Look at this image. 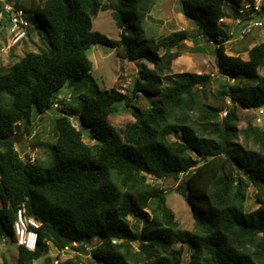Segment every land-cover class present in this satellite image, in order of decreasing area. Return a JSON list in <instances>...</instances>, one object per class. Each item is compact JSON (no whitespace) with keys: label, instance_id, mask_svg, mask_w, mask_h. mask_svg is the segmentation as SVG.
Listing matches in <instances>:
<instances>
[{"label":"trees","instance_id":"obj_1","mask_svg":"<svg viewBox=\"0 0 264 264\" xmlns=\"http://www.w3.org/2000/svg\"><path fill=\"white\" fill-rule=\"evenodd\" d=\"M154 2L44 0L36 14L50 46L0 64V230L17 243L14 226L23 204L42 223L35 250L17 243L19 264H36L50 242L83 253L93 240V264H184L187 252L191 264H264V124L248 118L239 125L241 108L264 106V41L249 49L248 59L227 52L235 35L221 19L236 17L243 0H181L205 41L196 40L195 51L207 53L213 43L216 74L226 79L212 91L215 73L174 72L187 31L160 39L145 33ZM101 10H111L119 39L94 30ZM95 43L154 67L139 65L129 95L115 87L87 88L94 65L87 50ZM245 79L253 84L243 85ZM65 86L74 89L80 108L60 96ZM140 94L151 106L135 103ZM119 102L134 116L121 131L109 122ZM55 104L63 114L56 116L51 157L32 161L15 137L20 127L34 130V107L45 113ZM85 129L93 144L85 141ZM241 135L254 147L238 142ZM149 176L178 182L194 229L181 227L165 189ZM251 185L260 204L248 211ZM60 264L92 263L76 254Z\"/></svg>","mask_w":264,"mask_h":264},{"label":"rangeland","instance_id":"obj_2","mask_svg":"<svg viewBox=\"0 0 264 264\" xmlns=\"http://www.w3.org/2000/svg\"><path fill=\"white\" fill-rule=\"evenodd\" d=\"M16 4L18 7L24 8L32 24L31 35L19 46L8 48L5 46L6 37L2 34L0 43V56L5 55V59L0 64H12L22 59L26 53L30 51H38L40 48H48L50 46L49 37L45 29L41 26L37 11L43 4L44 0H9ZM264 2V0H258ZM228 23V22H226ZM94 30L100 31L110 38H120V28L117 26L113 18L111 10H101L97 17L93 20ZM232 28L233 23L230 24ZM145 33L147 35H154L156 38H163L170 33L178 30H185L188 33V39L185 40L180 48L182 55L179 56L173 64L174 72L190 71V72H215L214 81L212 83V91H217L221 83L225 82V78L216 74L217 64L216 57L208 49L207 53L197 52L194 46L197 45L196 40L200 41L201 45L204 44V39L199 36V29L190 18H188L182 11L181 0H155L152 6L147 22L145 23ZM4 42H3V41ZM264 41V27L255 28L251 33L246 34L244 37L239 35V30L235 36L228 41L225 46L229 54H238L244 58H248L249 49L260 42ZM210 48L214 47L212 43ZM87 54L93 61V69L91 71V79L85 81L87 88L95 89L99 86L101 89L118 88L122 92L130 94L133 80L139 74V65L147 63L150 67H154L152 63L146 61H129L119 56L116 49L103 44L95 43L87 50ZM264 75V65L260 70ZM243 85L253 84V80L245 79ZM74 93V94H73ZM70 94V96H69ZM75 91L72 87L65 86L60 93V96H66V102L73 108H80L79 102L75 100ZM210 98L214 96L209 92ZM135 103L142 107L151 106V100L146 96L140 94ZM119 111L109 117L111 125L120 131L125 125L134 120V116L123 103H118ZM61 106V105H60ZM78 115V113H77ZM222 117L226 116L224 112ZM242 121L240 127H245L248 118L254 120L256 113L254 110L248 111L244 107L241 108ZM33 127L31 132L25 128H19L15 137L17 148L22 155H33L37 159L48 161L51 157V145L57 140V130L55 128L56 116L51 113H41L36 107L32 110ZM76 117H72L76 126H80ZM257 124V120L255 121ZM264 124V122H262ZM260 123V124H262ZM262 124V125H263ZM33 131L35 132L32 137ZM85 141L93 144L95 141L91 139L89 133L85 135ZM238 142L244 144L247 148H252V143H247L242 135L237 139ZM149 181L161 185L166 191L167 204L175 212L176 218L180 220L181 227L186 229H194L195 220L193 218L192 209L186 199L177 190L178 182L172 178L163 180L149 176ZM247 207L248 211L254 210L259 206L257 200V190L251 185L249 188ZM1 205V201H0ZM136 225L141 226V221H133ZM0 264H19L18 242H14L10 236L0 230ZM89 245L96 246V240ZM188 247L186 252L188 251ZM58 247L50 242L49 250L45 256L36 261V264H52L53 260L60 257L61 260L73 257L76 254L80 255L84 260L89 263H95L85 252L67 247L61 255H59Z\"/></svg>","mask_w":264,"mask_h":264},{"label":"built area","instance_id":"obj_3","mask_svg":"<svg viewBox=\"0 0 264 264\" xmlns=\"http://www.w3.org/2000/svg\"><path fill=\"white\" fill-rule=\"evenodd\" d=\"M263 5L264 2L262 1L243 0L239 6L236 17H226L221 20L230 24L233 23V26L230 29V34L235 35L239 27V35L244 37L246 34L251 33L255 28L264 27ZM0 27L6 30L9 36L8 43L5 48H14L24 43V41L29 37V31L32 24L24 8L18 7L9 0H0ZM55 105L60 107L59 104ZM254 111L256 113L255 119L257 122L259 124L264 122V106L257 108ZM227 112L228 111L225 110L224 114L226 115ZM35 132L33 131L32 136H34ZM30 158L32 161L36 159L33 155H30ZM41 225L42 223L35 216L28 214L27 209L23 204V206H21L17 211V219L14 226L18 244L23 245L29 250H35L39 238L38 229ZM74 246L78 247L80 245L75 242ZM83 247L85 248L87 255L93 259L91 252L94 246L86 243ZM58 250L60 253L59 255L65 251V249L59 248ZM184 258V264H191L190 253H185ZM60 262L61 258L57 257L53 260L52 264H60Z\"/></svg>","mask_w":264,"mask_h":264},{"label":"water","instance_id":"obj_4","mask_svg":"<svg viewBox=\"0 0 264 264\" xmlns=\"http://www.w3.org/2000/svg\"><path fill=\"white\" fill-rule=\"evenodd\" d=\"M47 112H48V113H51V114H53V115H60V114H63V111H61L56 105H53V106H51L50 108H48V109H47ZM78 119H79V118L76 117V120H78ZM84 134H85V135L88 134V130H87V129L84 130ZM25 160H26V158H25ZM2 240H3V239L0 238V241H2Z\"/></svg>","mask_w":264,"mask_h":264},{"label":"crops","instance_id":"obj_5","mask_svg":"<svg viewBox=\"0 0 264 264\" xmlns=\"http://www.w3.org/2000/svg\"><path fill=\"white\" fill-rule=\"evenodd\" d=\"M0 31H2V33H3V35L6 37V43H8V38H9V36H8V33L6 32V30H4V29H2L1 27H0ZM3 41V40H2ZM6 45V44H5ZM212 48H210L209 50H211ZM248 58H249V52H248ZM6 57H5V55H3V54H1V56H0V62L2 61V60H4ZM244 58V57H243ZM248 58H244V59H248ZM3 64V63H2ZM173 69H174V67H173ZM215 73V72H214Z\"/></svg>","mask_w":264,"mask_h":264}]
</instances>
